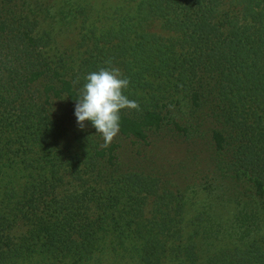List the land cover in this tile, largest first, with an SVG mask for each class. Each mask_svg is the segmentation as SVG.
I'll return each instance as SVG.
<instances>
[{
	"label": "trees",
	"instance_id": "trees-1",
	"mask_svg": "<svg viewBox=\"0 0 264 264\" xmlns=\"http://www.w3.org/2000/svg\"><path fill=\"white\" fill-rule=\"evenodd\" d=\"M123 5L75 8L81 49L72 64L50 53L40 31L46 2L0 0V264H264V0ZM101 67L119 68L130 81L124 94L140 104L121 112L118 134L146 141L164 125L181 129L173 109L186 100L190 140L206 136L233 183L229 192L192 190L189 236L183 195L179 222L166 219L172 208L162 200L163 217L144 218L156 181L112 174L116 186H92L118 146L99 148L91 122L80 151L61 144L54 100L74 105Z\"/></svg>",
	"mask_w": 264,
	"mask_h": 264
},
{
	"label": "rangeland",
	"instance_id": "rangeland-1",
	"mask_svg": "<svg viewBox=\"0 0 264 264\" xmlns=\"http://www.w3.org/2000/svg\"><path fill=\"white\" fill-rule=\"evenodd\" d=\"M46 7L41 12L40 31L48 33L51 37L50 53L52 55L65 56L67 63L75 64L80 59V43L77 23L74 19L75 8L79 5H91L95 12H110L114 8H122L123 0H42ZM238 0H226V4ZM74 6V7H73ZM51 7V11H50ZM183 100L182 95H179ZM183 105L173 109L174 115L181 119V129L164 125L158 130L150 132L146 141H140L133 137L118 134L112 143L116 144L115 164L111 167L101 166L92 177V186L95 183L116 186L118 179L112 181L110 176L122 174L123 179H128L132 173L144 175L158 183L159 191L146 198L144 204V218L157 219L163 217L160 214L159 202L163 205L171 204L170 214L166 219L170 222H179L181 195L184 196L183 225L185 232L190 235V218L195 215L198 204L190 203V196L194 188L215 187L221 192H229V186L233 187L230 179L221 177L219 169L215 165V156L211 149H207L206 136L198 138L197 142L190 140V107L183 101ZM54 117L61 125V144L67 151L73 147L80 151L82 139L86 142L88 126L80 129L74 115L75 104H70L66 98H58L53 103ZM208 127V126H207ZM187 128V129H186ZM103 142V139L101 138ZM85 144V143H84ZM69 153V151H68ZM196 155V156H195ZM102 175V177H101ZM94 180V182H93ZM213 184L215 186H209ZM118 186V185H117ZM194 196L191 200L193 201ZM175 212L177 217L172 218ZM179 231H175V238L179 237Z\"/></svg>",
	"mask_w": 264,
	"mask_h": 264
},
{
	"label": "clouds",
	"instance_id": "clouds-1",
	"mask_svg": "<svg viewBox=\"0 0 264 264\" xmlns=\"http://www.w3.org/2000/svg\"><path fill=\"white\" fill-rule=\"evenodd\" d=\"M109 65L111 61H107ZM83 85L75 96L74 115L80 129H85L91 122L103 139L99 148L111 145L120 131L121 112L140 110V104L129 99L124 90L129 86V79L123 77L117 67H101L84 77ZM76 83H79V78Z\"/></svg>",
	"mask_w": 264,
	"mask_h": 264
}]
</instances>
